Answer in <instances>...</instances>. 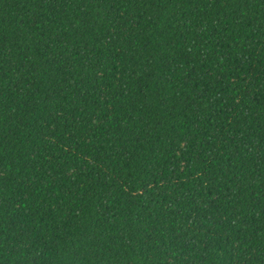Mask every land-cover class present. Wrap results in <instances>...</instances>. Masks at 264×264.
<instances>
[{"label":"trees","instance_id":"16d2710c","mask_svg":"<svg viewBox=\"0 0 264 264\" xmlns=\"http://www.w3.org/2000/svg\"><path fill=\"white\" fill-rule=\"evenodd\" d=\"M0 264H264V0H0Z\"/></svg>","mask_w":264,"mask_h":264}]
</instances>
